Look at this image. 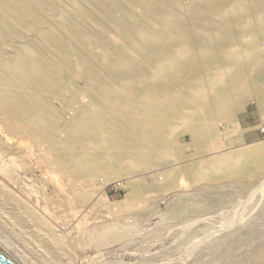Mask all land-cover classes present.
Wrapping results in <instances>:
<instances>
[{
    "label": "rangeland",
    "instance_id": "1",
    "mask_svg": "<svg viewBox=\"0 0 264 264\" xmlns=\"http://www.w3.org/2000/svg\"><path fill=\"white\" fill-rule=\"evenodd\" d=\"M220 80L238 104L205 126ZM261 96L264 0H0V245L18 264H264V152L243 155Z\"/></svg>",
    "mask_w": 264,
    "mask_h": 264
},
{
    "label": "crops",
    "instance_id": "2",
    "mask_svg": "<svg viewBox=\"0 0 264 264\" xmlns=\"http://www.w3.org/2000/svg\"><path fill=\"white\" fill-rule=\"evenodd\" d=\"M228 61H235V60H224L223 62H228ZM229 67H234L233 69L237 71V74H244V71L241 68V66H235V65L231 66L230 65ZM217 70L218 69H216V71ZM222 71L227 72L226 70H222ZM222 71H219V72H222ZM229 72L232 73L231 71H229ZM218 84H217V86L221 87L222 90L225 92H223V94L219 95V96H222L220 102H217V101L213 102V105L215 104L216 108L214 111H212V114L209 117H207L206 119H203L204 121L201 122V124L204 123L205 126L212 127L215 125V122L218 121L219 119L230 120L231 116L229 114L232 112V108L234 107V105L237 106L238 102L236 100H237V97L241 93V90L243 88L240 84L239 85L235 84L233 82V80L228 81V82L226 80L225 81L221 80L220 83H218ZM262 97L263 96L260 97V101H259V103H261L260 106H264V98L262 99ZM240 98H241L240 101H245V99H246L243 97H240ZM263 117H264V115H263Z\"/></svg>",
    "mask_w": 264,
    "mask_h": 264
},
{
    "label": "bare ground",
    "instance_id": "3",
    "mask_svg": "<svg viewBox=\"0 0 264 264\" xmlns=\"http://www.w3.org/2000/svg\"><path fill=\"white\" fill-rule=\"evenodd\" d=\"M176 24V26H178L179 24H177V23H175ZM229 27H231V23H230V20L229 19H227V20H222V22H221V24H218V25H215V26H213V29L214 30H216V31H223V32H225ZM201 30H203L204 28L203 27H201L200 28ZM204 40H205V38H203V37H195L194 39H193V42H195V43H197L198 45H200V46H202V44H203V42H204ZM192 40H187V42H191ZM121 54H119L118 56H120ZM221 81V80H220ZM218 83V81L217 82H215L214 83V87H215V85ZM211 85H213V84H211ZM144 91H148V94L149 93H154L155 91H156V89H154V88H151V87H146V88H144ZM143 91V92H144ZM145 98L147 99L148 97H147V95L145 96ZM218 99H217V101L218 102H220V100H221V98H222V96H218L217 97ZM0 111H2V113L4 114L5 113V106H4V103H3V101H2V99H1V97H0ZM5 115V114H4ZM10 122V121H9ZM11 123V122H10ZM15 125V129H19V126L17 125V124H14ZM198 142V141H197ZM258 150V152H264V146H262V147H258V148H256L255 150H246L244 153H243V155H250L251 153H253V152H255V151H257ZM235 161H234V159L232 160L230 157H222V158H220V160L219 159H216V160H212L211 162H210V164L211 165H213L214 166V164L215 165H217V168H218V166L220 165V164H223V163H229L230 165H233L232 163H234ZM209 164V163H208ZM209 164V165H210ZM164 180V179H163ZM263 183V182H262ZM263 185V184H262ZM1 246V245H0ZM197 246V245H196ZM2 247V246H1ZM3 248V247H2ZM4 249V248H3ZM5 250V249H4ZM6 251V250H5ZM7 252V251H6ZM7 254L11 257V255L7 252ZM11 258H13V257H11ZM14 259V258H13ZM15 262H17V261H15Z\"/></svg>",
    "mask_w": 264,
    "mask_h": 264
},
{
    "label": "water",
    "instance_id": "4",
    "mask_svg": "<svg viewBox=\"0 0 264 264\" xmlns=\"http://www.w3.org/2000/svg\"><path fill=\"white\" fill-rule=\"evenodd\" d=\"M0 264H18L11 258L7 252L0 246Z\"/></svg>",
    "mask_w": 264,
    "mask_h": 264
}]
</instances>
